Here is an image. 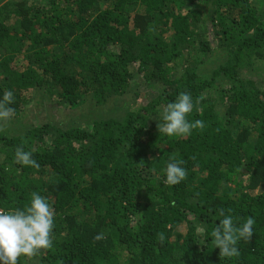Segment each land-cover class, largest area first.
Segmentation results:
<instances>
[{
    "label": "trees",
    "instance_id": "1",
    "mask_svg": "<svg viewBox=\"0 0 264 264\" xmlns=\"http://www.w3.org/2000/svg\"><path fill=\"white\" fill-rule=\"evenodd\" d=\"M6 91L0 209L35 191L56 214L53 247L18 264H264V0H0ZM181 92L205 126L168 137ZM41 101L74 113L23 122ZM169 161L187 171L175 186ZM220 209L255 221L239 257L212 243Z\"/></svg>",
    "mask_w": 264,
    "mask_h": 264
},
{
    "label": "clouds",
    "instance_id": "2",
    "mask_svg": "<svg viewBox=\"0 0 264 264\" xmlns=\"http://www.w3.org/2000/svg\"><path fill=\"white\" fill-rule=\"evenodd\" d=\"M12 91H6L0 98V121L10 120L15 109ZM194 101L190 93L181 92L173 102L168 103L162 113L159 132L168 137L191 135L194 129H203V120L190 121L194 110ZM15 162L24 166L39 167L33 153L18 147ZM164 183L175 186L184 181L187 171L180 162L169 161L164 169ZM219 223L210 233L215 248L220 256L227 259L239 257L237 247L241 240H250L254 232V219L249 217L243 222L237 221L225 210L218 211ZM55 212L49 200L38 192H32L30 202L23 208L0 211V264H18L20 257H33L41 250L53 247ZM102 236H97L101 239Z\"/></svg>",
    "mask_w": 264,
    "mask_h": 264
},
{
    "label": "rangeland",
    "instance_id": "3",
    "mask_svg": "<svg viewBox=\"0 0 264 264\" xmlns=\"http://www.w3.org/2000/svg\"><path fill=\"white\" fill-rule=\"evenodd\" d=\"M35 91L32 90L30 94L31 95L35 94L37 96L40 93V92H37L38 93L37 94ZM46 103L42 102V104H38L34 106L38 110L37 112L35 110L32 112H29L28 110L25 111L26 116L23 118L22 121L29 123V124L41 125L45 123L47 120L53 119L55 120L54 121L55 123L57 122L59 124H64L65 119L70 118L72 116V113H74V111H72L70 108L59 110V107L57 104H54V105L47 104L48 105L47 106L48 109H47L45 106ZM1 122L6 123V121H1ZM260 190H264V185L261 186Z\"/></svg>",
    "mask_w": 264,
    "mask_h": 264
},
{
    "label": "built area",
    "instance_id": "4",
    "mask_svg": "<svg viewBox=\"0 0 264 264\" xmlns=\"http://www.w3.org/2000/svg\"><path fill=\"white\" fill-rule=\"evenodd\" d=\"M0 211H5V210H3V209H0Z\"/></svg>",
    "mask_w": 264,
    "mask_h": 264
}]
</instances>
